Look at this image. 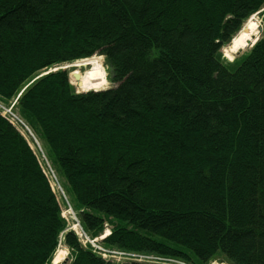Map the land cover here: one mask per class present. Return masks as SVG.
<instances>
[{
    "label": "trees",
    "instance_id": "trees-1",
    "mask_svg": "<svg viewBox=\"0 0 264 264\" xmlns=\"http://www.w3.org/2000/svg\"><path fill=\"white\" fill-rule=\"evenodd\" d=\"M255 14L258 41L226 62ZM95 54L114 87L48 72ZM13 99L87 236L109 221L102 244L123 254L264 264V0H0ZM19 127L0 112V264H50L67 224ZM63 244L69 264H110L73 232Z\"/></svg>",
    "mask_w": 264,
    "mask_h": 264
},
{
    "label": "rangeland",
    "instance_id": "rangeland-1",
    "mask_svg": "<svg viewBox=\"0 0 264 264\" xmlns=\"http://www.w3.org/2000/svg\"><path fill=\"white\" fill-rule=\"evenodd\" d=\"M247 23H250V24H253L256 26L255 31L254 32L251 31L249 33L248 39L246 40V43H245L246 46L245 47L249 46L248 49L245 50L244 49L245 47H244V48H238V49L229 51V48H227V46H224V48L221 50V55H222V58L226 62L232 63V62L240 59L250 50L252 45L258 41L260 34H261V32H259V29L260 28L262 29L261 18L256 14L254 16H252L245 23V25L242 27V29L239 31L240 34L242 33V30L247 27ZM239 33L231 40V43L232 42L234 43V42L239 40V35H240ZM255 35H256V37H255ZM92 57H97V58L101 59L100 61L102 62L101 65H102L103 70H104V76H105V79L107 80V86L104 88V90H107L111 87H114V85H112L108 80L107 68L105 66L103 56L95 54ZM92 57H90V58H92ZM90 58H87V59H90ZM87 59H83V60H87ZM83 60H79L77 62H81ZM77 62H73V64H71V66L76 64ZM65 66L67 67V65H65ZM63 67L64 66L56 67V68H53L51 71H54L56 69L61 70ZM86 68L89 69L90 67L88 66ZM73 70H74L73 67L70 69L65 68L64 72H67L69 83L75 89V92L80 93V92H78L77 87L75 86V84L72 82V80L70 78L71 77L70 74ZM48 72H50V70ZM48 72L41 73V75H46ZM80 73L83 75L85 73V68H81ZM100 91H103V90H100ZM90 92H98V91H90ZM17 97H19V95H17ZM14 103H15V99L6 103L8 105H6L2 101H0V112L10 122H13V123L20 126L19 131L26 138L27 142L31 145L35 154H37L38 158L44 163V165L42 163L43 169L46 172V177L49 180L51 187H52V190H53V193L55 194L57 201L59 203V207L61 209V217L64 219V221L67 224V226L64 230V233L73 232L75 234V236L77 237V239L79 240L82 247L91 248V252L93 254H95L98 257H102V259H105L106 261H109L110 264H125V263L130 262L132 260L131 256L134 254H127L126 253L123 255L120 251H116L114 249H109V248L107 249L105 246H103L102 238H105L106 236H108L110 234L111 228H112L109 221H106L105 224L103 225V234H101L99 237L91 238L90 236H87L84 231H82V228L79 225V221L77 218V213L73 210L74 204H73L72 198L68 195V190H67V187L65 186V181H64L63 177L60 175V173L58 172L56 167L50 161V158L47 155L46 148L43 145L42 141L37 137V135H35L32 132V130L29 129V127L24 122V120H22L21 117L19 115H17L16 112H14V109H13ZM42 157H43V159H42ZM64 233H63V235H64ZM63 235H61L59 237V243H58L57 250L58 249L65 250L64 260L60 264H69L71 257H70L68 249L63 244ZM99 249H101L102 251H105V252L103 253ZM57 250H56V252H57ZM111 250H112V254L109 255L111 253ZM56 252L54 253L53 258L55 256ZM114 256H116V257H114ZM120 256H124V258L120 257ZM154 257H156V256H154ZM53 258H52V260H53ZM160 259L162 262L159 264H182V263L177 262V261H169V262L166 261V262H164V260H166L167 258H160ZM52 260H51L50 264H52ZM208 264H229V263L219 253Z\"/></svg>",
    "mask_w": 264,
    "mask_h": 264
},
{
    "label": "bare ground",
    "instance_id": "bare-ground-1",
    "mask_svg": "<svg viewBox=\"0 0 264 264\" xmlns=\"http://www.w3.org/2000/svg\"><path fill=\"white\" fill-rule=\"evenodd\" d=\"M255 29H256L255 25L247 23V27L242 30L241 34L239 33L240 34L239 40L237 39L238 41L233 43V46H234L233 49L235 50L238 48H244L246 46L245 43H246V40L248 39L249 33L251 31L254 32ZM248 47L249 46L245 47L244 49L246 50L248 49ZM100 60H101L100 58L92 57L90 59L83 60L81 62L75 61L77 63L72 66L70 64H73V63L63 65V66L69 65L65 67L67 69H70L72 67L74 68V70L70 74L71 75L70 78L72 82L75 84V86L77 87L78 92L85 93L89 91H100V90H104V88L107 86V80L105 79L104 70L101 65L102 62ZM88 66L90 67L89 69L86 68ZM81 68H85V73L83 75L80 73ZM51 70L50 72H55ZM64 257H65V250L58 249L52 260V264H60L64 260Z\"/></svg>",
    "mask_w": 264,
    "mask_h": 264
},
{
    "label": "built area",
    "instance_id": "built-area-1",
    "mask_svg": "<svg viewBox=\"0 0 264 264\" xmlns=\"http://www.w3.org/2000/svg\"><path fill=\"white\" fill-rule=\"evenodd\" d=\"M99 250H101V249H99ZM102 252L104 253L105 251H102ZM111 254H112V251H111V253L109 255H111ZM120 257H124V256H120ZM131 258H132L131 261H143V262H148V263H152V264H159V263L162 262L159 257H154V256L151 257V256L132 255ZM166 261L169 262V261H177V260H173V259H166V260H164V262H166ZM177 262H180L182 264H187V263L182 262V261H177Z\"/></svg>",
    "mask_w": 264,
    "mask_h": 264
},
{
    "label": "water",
    "instance_id": "water-1",
    "mask_svg": "<svg viewBox=\"0 0 264 264\" xmlns=\"http://www.w3.org/2000/svg\"><path fill=\"white\" fill-rule=\"evenodd\" d=\"M259 32H262V29H261V28L259 29ZM255 43H256V42H255ZM255 43H254V44H255ZM254 44H253V45H254ZM253 45H252V46H253ZM225 46H227V48H229V51H230V50H234V49H233V47H234V46H233V42L231 43V41H230L227 45H225ZM223 48H224V47H223ZM70 65H71V64H70ZM67 66H69V65H67ZM64 67H66V66H64ZM64 67L61 69L62 71L65 70ZM57 70H58V69H56V70H54V71H57Z\"/></svg>",
    "mask_w": 264,
    "mask_h": 264
}]
</instances>
